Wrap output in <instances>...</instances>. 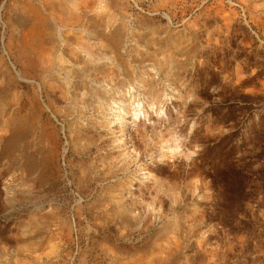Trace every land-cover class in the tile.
<instances>
[{
	"label": "rangeland",
	"instance_id": "obj_1",
	"mask_svg": "<svg viewBox=\"0 0 264 264\" xmlns=\"http://www.w3.org/2000/svg\"><path fill=\"white\" fill-rule=\"evenodd\" d=\"M263 126L264 0H0V264H264Z\"/></svg>",
	"mask_w": 264,
	"mask_h": 264
},
{
	"label": "trees",
	"instance_id": "obj_2",
	"mask_svg": "<svg viewBox=\"0 0 264 264\" xmlns=\"http://www.w3.org/2000/svg\"><path fill=\"white\" fill-rule=\"evenodd\" d=\"M260 146H259V152L257 154L258 159L261 161H264V126H263V134L261 138ZM234 149V146H229L228 151L231 152ZM211 148L206 147L202 151V154L200 155V160L205 161L208 157L209 151ZM255 157V158H257ZM251 157L248 158L250 160ZM254 161H250L247 165V170L240 169L235 162L232 160L224 163L223 167L221 169H218V172L214 174V176H211L212 180L216 182L217 187H219L220 192L224 195V200L226 204H236V203H245L248 200V195L250 193L246 191V189L249 190L247 184L244 185V178L245 173H249L251 171V167L253 165ZM240 180L238 181V179ZM261 189L262 194L261 197L264 198V180L261 182Z\"/></svg>",
	"mask_w": 264,
	"mask_h": 264
}]
</instances>
